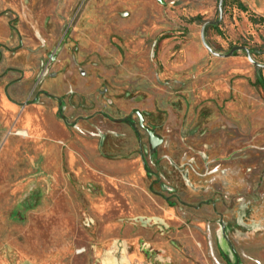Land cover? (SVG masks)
<instances>
[{
	"label": "rangeland",
	"instance_id": "rangeland-1",
	"mask_svg": "<svg viewBox=\"0 0 264 264\" xmlns=\"http://www.w3.org/2000/svg\"><path fill=\"white\" fill-rule=\"evenodd\" d=\"M164 1L0 0V264H264V68ZM204 33L264 64L246 4Z\"/></svg>",
	"mask_w": 264,
	"mask_h": 264
},
{
	"label": "water",
	"instance_id": "water-1",
	"mask_svg": "<svg viewBox=\"0 0 264 264\" xmlns=\"http://www.w3.org/2000/svg\"><path fill=\"white\" fill-rule=\"evenodd\" d=\"M160 3H165L164 0H158ZM224 1L225 0H219V14H220V18L218 21L216 22H207L203 25L202 27V31H201V39H202V43L203 45L206 47V49L212 53L213 55L217 56V57H229L231 55H233V53L235 51H238V50H244L246 53H247V57L248 59L250 60L251 63H253L256 67L258 68H264V64H261V63H258L256 62L252 55H251V51L250 49H248L247 47L245 46H235L233 47L227 54H221V53H218V52H215L210 46L209 44L207 43L206 39H205V33H204V30L206 28V26L208 24H212V23H219L223 17V8H224ZM134 112L139 116V119H140V126L142 128H144L148 135H149V138H150V143L152 145V148L154 149L155 147H157L158 145H160L163 141L162 137L158 136L153 129L151 128H148L146 127L144 124H143V116H142V112H140L139 110H134Z\"/></svg>",
	"mask_w": 264,
	"mask_h": 264
},
{
	"label": "crops",
	"instance_id": "crops-1",
	"mask_svg": "<svg viewBox=\"0 0 264 264\" xmlns=\"http://www.w3.org/2000/svg\"><path fill=\"white\" fill-rule=\"evenodd\" d=\"M244 4H246L250 9H252L254 12L264 15V0H238ZM7 106L15 107V104H13L7 96V93L5 92V95L0 100V108L6 109ZM22 132H25L26 134L23 135ZM19 135L23 137H27L28 131L21 130L18 132ZM7 131L6 127L1 124V116H0V149L2 148V145L6 139Z\"/></svg>",
	"mask_w": 264,
	"mask_h": 264
},
{
	"label": "flooded vegetation",
	"instance_id": "flooded-vegetation-1",
	"mask_svg": "<svg viewBox=\"0 0 264 264\" xmlns=\"http://www.w3.org/2000/svg\"><path fill=\"white\" fill-rule=\"evenodd\" d=\"M58 101H62L60 98H58ZM60 109H62V105H60ZM135 113V112H134ZM136 114V113H135ZM137 115V114H136ZM142 116H143V124L145 125V123H144V115H143V113H142ZM137 117H138V119H139V116L137 115ZM127 122H131V120H130V116L127 118V119H125ZM139 126H140V119H139ZM146 126V125H145ZM141 127V126H140ZM146 127H148V126H146ZM142 128V127H141ZM148 128H150V127H148ZM142 129H144V128H142ZM152 129V128H151ZM145 130V129H144ZM154 130V129H153ZM146 131V130H145ZM154 132H155V130H154ZM146 133H147V131H146ZM156 133V132H155ZM157 134V133H156ZM147 135H148V133H147ZM158 135V134H157ZM158 136H160V135H158ZM161 137V136H160ZM148 138H149V135H148ZM149 144H150V151H151V154L152 153H154L155 152V150H156V148L159 146H157V147H155L154 149L152 148V145H151V143H150V138H149ZM145 166H146V168H147V165L145 164Z\"/></svg>",
	"mask_w": 264,
	"mask_h": 264
},
{
	"label": "trees",
	"instance_id": "trees-1",
	"mask_svg": "<svg viewBox=\"0 0 264 264\" xmlns=\"http://www.w3.org/2000/svg\"><path fill=\"white\" fill-rule=\"evenodd\" d=\"M236 1H238V0H236ZM260 83H261V86H262V88H263V90H264V82L261 81Z\"/></svg>",
	"mask_w": 264,
	"mask_h": 264
},
{
	"label": "bare ground",
	"instance_id": "bare-ground-1",
	"mask_svg": "<svg viewBox=\"0 0 264 264\" xmlns=\"http://www.w3.org/2000/svg\"><path fill=\"white\" fill-rule=\"evenodd\" d=\"M23 135H25L26 133L25 132H22Z\"/></svg>",
	"mask_w": 264,
	"mask_h": 264
}]
</instances>
